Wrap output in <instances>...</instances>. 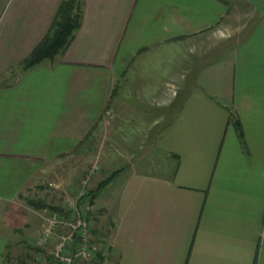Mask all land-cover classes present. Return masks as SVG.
I'll return each mask as SVG.
<instances>
[{"label": "crops", "instance_id": "0c3cea01", "mask_svg": "<svg viewBox=\"0 0 264 264\" xmlns=\"http://www.w3.org/2000/svg\"><path fill=\"white\" fill-rule=\"evenodd\" d=\"M62 1L0 0V264L44 167L108 156L99 264H264V0H81L25 65Z\"/></svg>", "mask_w": 264, "mask_h": 264}, {"label": "rangeland", "instance_id": "374dc122", "mask_svg": "<svg viewBox=\"0 0 264 264\" xmlns=\"http://www.w3.org/2000/svg\"><path fill=\"white\" fill-rule=\"evenodd\" d=\"M108 157L58 159L44 167L41 184L27 188L15 200L18 216L24 219L15 234H7L10 238L5 242L10 245L5 264H99L106 257L107 226L87 191L98 175L107 174L99 182L113 176V159ZM82 219L84 228L77 226ZM17 233L21 236L18 245Z\"/></svg>", "mask_w": 264, "mask_h": 264}, {"label": "trees", "instance_id": "16d2710c", "mask_svg": "<svg viewBox=\"0 0 264 264\" xmlns=\"http://www.w3.org/2000/svg\"><path fill=\"white\" fill-rule=\"evenodd\" d=\"M81 16V0H63L57 16L51 26V31L32 49L25 60V65L34 64L44 58H53L54 55L63 53L70 43ZM115 170L111 175H115ZM109 176L106 181L111 178ZM106 181L99 182L94 189L87 191V196L92 201L94 193L103 187ZM99 253H102V249ZM104 253V252H103Z\"/></svg>", "mask_w": 264, "mask_h": 264}, {"label": "built area", "instance_id": "2783aa9c", "mask_svg": "<svg viewBox=\"0 0 264 264\" xmlns=\"http://www.w3.org/2000/svg\"><path fill=\"white\" fill-rule=\"evenodd\" d=\"M95 167H97V165L95 164ZM83 206L84 207H86L85 206V204H83ZM76 207V206H75ZM83 211V208L81 207V212ZM77 214V217H79V213H76ZM82 217H83V215H82ZM79 219V218H78ZM77 221V220H76ZM86 223H84V221H83V219L81 220V222H77V226L79 227L80 226V228H84V225H85ZM86 226V225H85ZM44 234H46V233H44Z\"/></svg>", "mask_w": 264, "mask_h": 264}]
</instances>
